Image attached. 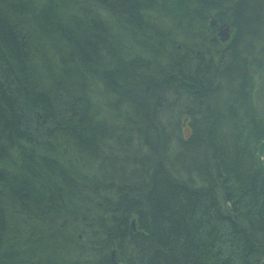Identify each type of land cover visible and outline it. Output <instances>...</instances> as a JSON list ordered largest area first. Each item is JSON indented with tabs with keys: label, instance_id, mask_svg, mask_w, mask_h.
Returning a JSON list of instances; mask_svg holds the SVG:
<instances>
[{
	"label": "trees",
	"instance_id": "16d2710c",
	"mask_svg": "<svg viewBox=\"0 0 264 264\" xmlns=\"http://www.w3.org/2000/svg\"><path fill=\"white\" fill-rule=\"evenodd\" d=\"M113 260L264 264V0H0V264Z\"/></svg>",
	"mask_w": 264,
	"mask_h": 264
},
{
	"label": "water",
	"instance_id": "95a60500",
	"mask_svg": "<svg viewBox=\"0 0 264 264\" xmlns=\"http://www.w3.org/2000/svg\"><path fill=\"white\" fill-rule=\"evenodd\" d=\"M216 24L217 23H216L215 19H212L210 21V26L213 27V26H216ZM216 30H217V36L219 37V39L221 41L224 42V41H228L230 39L231 27H230V25L228 23L219 24L217 26ZM131 227H132L133 230L135 229L134 221H132ZM113 256H114V253H112V258H113ZM114 263H116V262L114 261Z\"/></svg>",
	"mask_w": 264,
	"mask_h": 264
},
{
	"label": "bare ground",
	"instance_id": "6f19581e",
	"mask_svg": "<svg viewBox=\"0 0 264 264\" xmlns=\"http://www.w3.org/2000/svg\"><path fill=\"white\" fill-rule=\"evenodd\" d=\"M213 19V18H212ZM212 19H210V21L212 20ZM210 21H209V24H210ZM216 21V23H217V20H215ZM217 25V24H216ZM212 27V26H211ZM213 27H216L217 28V26H213ZM220 40V39H219ZM220 42L222 43V44H226V43H228L229 42V40L228 41H221L220 40Z\"/></svg>",
	"mask_w": 264,
	"mask_h": 264
},
{
	"label": "rangeland",
	"instance_id": "374dc122",
	"mask_svg": "<svg viewBox=\"0 0 264 264\" xmlns=\"http://www.w3.org/2000/svg\"><path fill=\"white\" fill-rule=\"evenodd\" d=\"M185 132H186V133H188V129H187V130H185Z\"/></svg>",
	"mask_w": 264,
	"mask_h": 264
}]
</instances>
